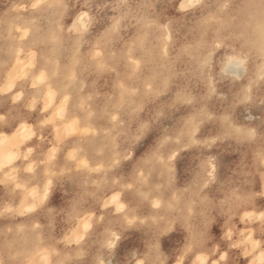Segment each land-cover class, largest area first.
<instances>
[{
	"label": "clouds",
	"instance_id": "1",
	"mask_svg": "<svg viewBox=\"0 0 264 264\" xmlns=\"http://www.w3.org/2000/svg\"><path fill=\"white\" fill-rule=\"evenodd\" d=\"M0 264H264V0H0Z\"/></svg>",
	"mask_w": 264,
	"mask_h": 264
}]
</instances>
